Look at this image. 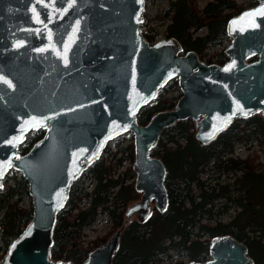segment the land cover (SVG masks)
<instances>
[{"label": "water", "instance_id": "1", "mask_svg": "<svg viewBox=\"0 0 264 264\" xmlns=\"http://www.w3.org/2000/svg\"><path fill=\"white\" fill-rule=\"evenodd\" d=\"M144 1L0 0V187L17 168L32 202L31 218L0 264H76L51 257L53 226L72 182L108 140L131 132L141 196L81 264H111L133 214L166 209L167 167L150 154L165 127L190 118L196 139L207 143L234 117L264 116V0L228 19L232 39L223 64L204 62L194 49L183 52L175 36L149 41L140 27ZM255 53L257 59L245 61ZM174 77L182 92L175 105L139 122L138 110ZM38 128L42 136L19 152ZM208 255L188 264L254 263L247 244L229 233L210 238Z\"/></svg>", "mask_w": 264, "mask_h": 264}, {"label": "trees", "instance_id": "2", "mask_svg": "<svg viewBox=\"0 0 264 264\" xmlns=\"http://www.w3.org/2000/svg\"><path fill=\"white\" fill-rule=\"evenodd\" d=\"M254 1L249 0L251 3ZM169 2L172 12L164 30L165 36L177 37L184 50L192 48L197 51H201L207 41L216 42L225 33L227 18L243 7L234 0H211L201 9L195 0ZM202 26L206 27L207 33L202 36L193 35ZM143 33L149 41H154V33ZM173 88H178L176 78L168 80L157 97L138 110L137 120L145 123L157 110L172 107L176 97H163V93ZM238 120L242 119L236 118L228 128L207 143L196 139L194 123L190 118L177 120L161 131L166 136L158 138L150 154L161 157L167 167V207L163 211L154 207L145 220L133 219L127 224L111 264H158V253H167L168 248L178 252L184 249L189 259L202 260L208 255V243L191 235L203 233L210 236L229 233L243 240L248 246V253L254 258L253 264H264V163L258 160L256 151L244 157L227 155L233 151L236 140L255 138L260 148L264 149V117L254 114L246 118L242 126H237ZM41 134L40 129L27 133L20 145V152H25ZM130 136V142L114 151L105 146L101 155L79 175H91L94 178L90 190L81 188L79 194L77 188L80 186V177L73 181L66 204L57 211L53 226L50 253L55 259H71L81 264L88 251L109 235L105 233L84 245L80 239L81 229L91 224L100 212H107L113 228L117 227L121 224L125 205L138 197L139 192L134 188L133 181H126L134 176L132 163L115 175L125 159L131 162L134 159L133 137ZM120 137L122 135L117 136V144ZM181 138L183 142L179 141ZM209 160L214 162L217 170H231L233 179L229 182L218 178L212 183L201 179V172ZM7 178L8 175L4 177L5 180ZM2 188L0 209H6L4 229L1 232L6 246L31 217L32 209L17 204L18 199L28 193L27 181L21 173L14 177V185L3 184ZM15 194L16 199L10 201ZM81 195L89 198L86 208L77 206V199ZM218 199L222 204L216 211L231 207L236 210L235 214L227 221L218 220L213 224L208 220L203 221L213 214L212 205ZM73 209L76 211L72 212Z\"/></svg>", "mask_w": 264, "mask_h": 264}, {"label": "rangeland", "instance_id": "3", "mask_svg": "<svg viewBox=\"0 0 264 264\" xmlns=\"http://www.w3.org/2000/svg\"><path fill=\"white\" fill-rule=\"evenodd\" d=\"M170 0H145L144 6H143V16L140 21V27L142 32H152L154 33L155 39L157 40L161 37L165 36V28L167 24L170 22V15H171V9H170ZM196 4L198 5V8H203L207 3H209L211 0H195ZM237 4H242L243 6L248 4V0H235ZM225 11H231V9H225ZM206 27L202 26L197 29V31L194 34H202L205 32ZM231 37L228 35H223L220 41L215 45H207L202 52V56L204 59H207L208 57L215 58L216 52L224 49L226 45L230 42ZM177 79V77H174ZM170 80V79H169ZM162 87L159 88V91ZM181 93V90L178 86V88L168 89L163 93V97H169V96H175L178 97ZM194 123V121L192 120ZM195 128V127H194ZM196 131V130H195ZM170 133V132H169ZM122 137H120L119 144L116 143L117 136L108 140L105 146L109 147L110 151H114L116 148H119L122 145L127 144L131 141V132L126 131L121 133ZM119 136V135H118ZM166 136L165 133L160 134L159 138H162ZM133 141V139H132ZM180 142H183V138L179 139ZM23 143V142H22ZM21 143V144H22ZM20 144V145H21ZM19 147V152H20ZM253 151H256L258 154V160H260L262 163H264V149H261L259 146V143L257 142V139H250V140H236L233 145V151L230 153H227V155H231L234 157H244L248 153H251ZM119 155V153H117ZM115 160V159H113ZM132 162L130 160L125 159L120 167L117 168V172L123 171L128 165H130ZM19 169L17 168H10L5 176L8 175L7 180H3V184L5 186L7 185H14V177L19 176ZM116 173V171H115ZM218 176L219 180L222 181H231L233 179V172L231 170H224L220 171L215 168L214 162L212 160H209L207 165L205 166L204 171L201 172V179L213 182L215 180V177ZM80 177V186L77 188V192L81 194V188L85 190H90L94 185V178L91 177V175L86 176H79ZM134 180L133 177H129L126 181L132 182ZM2 187H0V196L2 195ZM198 191V188L195 189V192ZM82 196V195H81ZM16 199V194L13 195L10 198V201H14ZM18 205L29 209L32 208V202H31V196L28 193H24L20 199L17 201ZM151 204H154L153 200H151ZM222 204L221 200L218 199L215 201V204L212 205V211L213 214L210 217H205L203 221L208 220L209 223L213 224L215 221H227L231 218V215L235 214L236 210L233 208H228L227 210L223 211H216L218 209V206ZM89 205V198H86L84 196L77 199V206L81 208H86ZM5 207L0 209V246H3L5 244V239L2 236V230L4 229V211ZM76 211L73 209L72 212ZM137 218V217H135ZM138 219V218H137ZM3 224V226H2ZM112 226V219L109 216L107 212H100L96 215V218L94 221L83 227L81 229V242L84 245L90 244V241L98 236H102L105 233H110L109 231L114 230ZM192 237H195V235H191ZM200 239H204L205 242L209 243V240L211 236L209 234H203L199 237ZM177 239V238H176ZM159 261L158 264H188L189 258L187 254L185 253L184 249H181L179 252L175 251L172 248L167 249V253L160 252L158 253ZM210 257V255L205 256L204 259H207ZM203 259V260H204Z\"/></svg>", "mask_w": 264, "mask_h": 264}, {"label": "flooded vegetation", "instance_id": "4", "mask_svg": "<svg viewBox=\"0 0 264 264\" xmlns=\"http://www.w3.org/2000/svg\"><path fill=\"white\" fill-rule=\"evenodd\" d=\"M235 1V0H234ZM258 3V0H255L254 2H249V0H248V4H246V5H244L239 11H237V12H235V13H233V14H231L228 18H227V20H226V23H225V33L223 34V35H228V36H230L228 33H227V30H226V24H227V21H228V19L231 17V16H233V15H236V14H238L242 9H244V8H247V7H251V6H255L256 4ZM197 30H195L194 31V33L196 32ZM193 33V35H200V36H202V35H205L206 33H207V30H205V32H203L202 34H194ZM222 35V36H223ZM168 36H173V35H168ZM222 36L216 41V42H214V43H211V42H209V41H207L206 42V44L203 46V48H202V50L201 51H197V50H195L197 53H198V56H199V58L201 59V60H203L204 62H207V63H210V62H215V63H218V64H223L226 60H228V58H229V56H228V54L225 52V48L228 46V44L231 42V39H232V37H231V39H230V42L226 45V47L224 48V49H222V50H220V51H218V53L216 52V57L215 58H212V56L211 57H208L207 59H204V57L202 56V52H203V49L207 46V45H209V46H211V45H215V44H217L219 41H220V39L222 38ZM177 38V37H176ZM181 42V41H180ZM183 46V45H182ZM190 49H192V48H190ZM190 49H187V50H190ZM187 50H184L183 49V52H186ZM259 57V53H255V54H253V55H250V56H247L246 58H245V61L246 62H252L253 60H255V59H257ZM168 82V81H167ZM166 82V83H167ZM165 83V84H166ZM164 84V85H165ZM163 85V86H164ZM162 86V87H163ZM158 93H159V90H158ZM158 93H157V95H158ZM182 94V92L179 94V96ZM157 95H156V97H157ZM179 96L178 97H176V99H175V103H176V101H177V99L179 98ZM155 97V98H156ZM154 98V99H155ZM153 99V100H154ZM152 101V100H151ZM150 102V101H149ZM175 103H174V105H175ZM173 105V106H174ZM172 106V107H173ZM172 107H170V108H172ZM167 109V108H166ZM254 114H256V115H259V116H262V117H264L263 115H261L260 113H259V111H254V112H252L250 115H248V116H246V117H240V116H238V117H234L233 119H232V121L230 122V124L226 127V128H228L232 123H233V121L236 119V118H240V119H242L241 121H239L238 122V124H237V126H242L243 124H244V122H245V119L246 118H250V117H252ZM201 116V115H200ZM199 116V117H200ZM244 119V120H243ZM192 120V119H191ZM194 127H195V124H194ZM225 128V129H226ZM38 129H40L41 131H42V134H43V132H44V129L43 128H38ZM36 130V129H35ZM195 130H196V128H195ZM224 130V129H223ZM222 130V131H223ZM41 134V135H42ZM218 136V135H217ZM216 136V137H217ZM215 137V138H216ZM212 141V140H211ZM200 142V141H199ZM210 142V141H209ZM202 143V142H201ZM133 162V161H132ZM91 164V163H90ZM132 165V164H131ZM86 168V167H85ZM219 170V169H218ZM220 171H224V170H220ZM119 172H121V171H119ZM82 173V172H81ZM118 172H117V170H116V173H115V175L117 174ZM134 177H135V173H134ZM215 179H218V177L216 176V178ZM73 183V182H72ZM133 184H134V180H133ZM71 186H72V184H71ZM116 188V187H115ZM70 190H71V187H70ZM70 190H69V193H70ZM139 192V191H138ZM69 196V195H68ZM140 196H141V192H139V195H138V197L137 198H135V199H133V200H130L129 202H131V201H134V200H137V199H139L140 198ZM128 202V203H129ZM127 203V204H128ZM66 204V203H65ZM127 204L125 205V207H124V210H123V217H122V220H121V223H122V221L124 220V211H125V208H126V206H127ZM153 205V204H152ZM65 206V205H64ZM63 208V207H62ZM153 206L151 207V210H150V213H148V215L147 216H145L144 218H139L138 217V212H135L134 214H133V216H132V218L127 222V224L131 221V220H133V219H135V220H140V221H143V220H145L150 214H151V212L153 211ZM32 209V208H31ZM31 216H32V213H31ZM57 216V215H56ZM135 217H137V218H135ZM31 218V217H30ZM29 218V219H30ZM29 219H28V221H29ZM27 221V222H28ZM206 221V220H205ZM26 222V223H27ZM216 222V221H215ZM214 222V223H215ZM2 223V222H1ZM1 223H0V228H1ZM26 223L22 226V228L20 229V231L24 228V226L26 225ZM127 224H126V226H127ZM121 225V224H120ZM120 225H118L117 227H115L114 228V230H112L110 233H109V235L113 232V231H115ZM125 226V227H126ZM124 227V228H125ZM124 230V229H123ZM123 230H122V232H123ZM19 231V232H20ZM19 232L17 233V235L19 234ZM122 232H121V234H120V238H119V245H118V248H119V246H120V244H121V238H122ZM203 234H208V233H203ZM203 234H201V235H203ZM223 234H225V233H223ZM17 235H15V236H17ZM108 235V236H109ZM201 235H195V237L196 238H199ZM14 236V237H15ZM108 236H107V238H108ZM212 237V236H211ZM13 238V237H12ZM11 238V239H12ZM106 238V239H107ZM10 239V240H11ZM105 239V240H106ZM200 239V238H199ZM10 240L7 242V244H6V246H5V244L3 245V246H0V257L5 253V251H6V249H7V246H8V243L10 242ZM104 240V241H105ZM200 240H202L204 243H205V240L204 239H200ZM210 241V240H209ZM103 242V241H102ZM101 243V242H100ZM99 243V244H100ZM94 248V247H93ZM117 248V249H118ZM51 249V248H50ZM92 249V248H91ZM90 249V250H91ZM116 249V250H117ZM89 250V251H90ZM115 250V251H116ZM88 251V252H89ZM114 251V252H115ZM186 253V252H185ZM51 254V253H50ZM88 254V253H87ZM114 254V253H113ZM113 256V255H112ZM188 256V255H187ZM52 257V256H51ZM54 258V257H53ZM64 260H66V259H64ZM203 260V259H202Z\"/></svg>", "mask_w": 264, "mask_h": 264}, {"label": "snow or ice", "instance_id": "5", "mask_svg": "<svg viewBox=\"0 0 264 264\" xmlns=\"http://www.w3.org/2000/svg\"><path fill=\"white\" fill-rule=\"evenodd\" d=\"M239 107V106H238ZM245 115H247V113H245Z\"/></svg>", "mask_w": 264, "mask_h": 264}]
</instances>
